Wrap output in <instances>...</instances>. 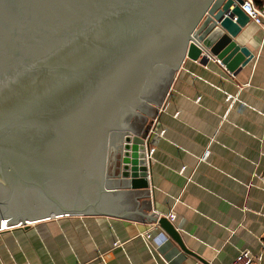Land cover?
<instances>
[{
  "label": "water",
  "instance_id": "water-1",
  "mask_svg": "<svg viewBox=\"0 0 264 264\" xmlns=\"http://www.w3.org/2000/svg\"><path fill=\"white\" fill-rule=\"evenodd\" d=\"M242 2L0 0V227L117 214L155 221L197 256L151 212L150 123L127 122L136 109L154 117L184 57L232 73L246 62Z\"/></svg>",
  "mask_w": 264,
  "mask_h": 264
},
{
  "label": "crops",
  "instance_id": "crops-1",
  "mask_svg": "<svg viewBox=\"0 0 264 264\" xmlns=\"http://www.w3.org/2000/svg\"><path fill=\"white\" fill-rule=\"evenodd\" d=\"M237 40L250 54L235 73L213 57H184L155 105L163 134L148 163L150 210L172 209L167 218L197 256L152 220L63 214L0 227V264H225L240 248L264 264V26L249 19ZM145 231L165 240L152 247Z\"/></svg>",
  "mask_w": 264,
  "mask_h": 264
},
{
  "label": "built area",
  "instance_id": "built-area-1",
  "mask_svg": "<svg viewBox=\"0 0 264 264\" xmlns=\"http://www.w3.org/2000/svg\"><path fill=\"white\" fill-rule=\"evenodd\" d=\"M240 7L244 11V13H246V15L251 21H253L256 24L264 26V3L255 4L253 0H243V2L240 4ZM234 97L235 96H233V98ZM226 98L229 99L230 95L227 94ZM154 118L155 116L152 119V123L150 124L145 141V143L147 142V144H145L144 158L147 165L149 161H151L152 159L153 144L155 142V138L157 139V137H160L163 134L162 129H158L154 126L155 125ZM207 154H208V146H206L204 151L199 155V159H205ZM260 177L264 187V174L260 175ZM187 179H189V177H187ZM166 217H168L169 219L174 218V212L172 211V209H169V211L166 213ZM141 235L144 238V240L147 243H149V245L152 247L160 245L165 240V237L163 236L160 237L157 241H151L149 231L142 232ZM257 259H258L257 254L252 253L247 248H240L238 249L235 258L231 262L225 264H257Z\"/></svg>",
  "mask_w": 264,
  "mask_h": 264
},
{
  "label": "rangeland",
  "instance_id": "rangeland-1",
  "mask_svg": "<svg viewBox=\"0 0 264 264\" xmlns=\"http://www.w3.org/2000/svg\"><path fill=\"white\" fill-rule=\"evenodd\" d=\"M161 77V75L158 73H156V75H154L151 78V81L149 82L150 87H148L147 89L144 90L143 92V97L146 98L147 97H152L154 95V93L156 92L155 88L158 86L159 84V78ZM152 119L153 117L148 116L147 114L143 113L142 111L136 109L135 112H132L131 116L129 117V120L127 122V124L134 126V127H138L141 124H143L144 122H148V123H152ZM41 221L35 222L40 223ZM43 222V221H42Z\"/></svg>",
  "mask_w": 264,
  "mask_h": 264
},
{
  "label": "bare ground",
  "instance_id": "bare-ground-1",
  "mask_svg": "<svg viewBox=\"0 0 264 264\" xmlns=\"http://www.w3.org/2000/svg\"><path fill=\"white\" fill-rule=\"evenodd\" d=\"M63 215V214H62ZM59 216V215H58ZM46 219H50V218H46ZM46 219H44V220H46ZM37 221H42V220H27L26 222H27V224L28 225H31V224H33V223H35V222H37ZM18 224H11V225H6V226H2L3 228H14V227H16ZM20 225V224H19ZM17 227H19V226H17Z\"/></svg>",
  "mask_w": 264,
  "mask_h": 264
},
{
  "label": "trees",
  "instance_id": "trees-1",
  "mask_svg": "<svg viewBox=\"0 0 264 264\" xmlns=\"http://www.w3.org/2000/svg\"><path fill=\"white\" fill-rule=\"evenodd\" d=\"M255 4H261L263 0H253Z\"/></svg>",
  "mask_w": 264,
  "mask_h": 264
}]
</instances>
